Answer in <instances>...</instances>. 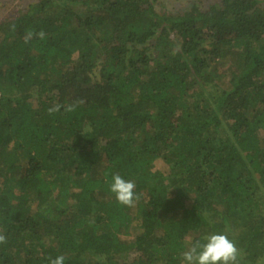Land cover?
<instances>
[{
  "label": "trees",
  "instance_id": "1",
  "mask_svg": "<svg viewBox=\"0 0 264 264\" xmlns=\"http://www.w3.org/2000/svg\"><path fill=\"white\" fill-rule=\"evenodd\" d=\"M157 1L34 0L0 23V264H181L221 232L264 260V0Z\"/></svg>",
  "mask_w": 264,
  "mask_h": 264
},
{
  "label": "clouds",
  "instance_id": "2",
  "mask_svg": "<svg viewBox=\"0 0 264 264\" xmlns=\"http://www.w3.org/2000/svg\"><path fill=\"white\" fill-rule=\"evenodd\" d=\"M15 24L11 25L15 31ZM45 32L28 31L25 35L24 42L27 44L33 37L39 39L45 38ZM83 100H79L72 104L60 105L54 104L48 108V113L53 115L60 112L63 107L65 112H74ZM135 182L123 178L120 174L112 176L110 191L115 194L116 200L125 206L132 207L139 200L140 196L135 192ZM7 243L6 235L0 233V244ZM65 256L58 255L49 257V264H65ZM243 254L237 246L234 239L230 238L228 232L213 233L205 235L202 240L190 242L189 247L182 253L181 264H241ZM257 264H264V260H258Z\"/></svg>",
  "mask_w": 264,
  "mask_h": 264
},
{
  "label": "rangeland",
  "instance_id": "3",
  "mask_svg": "<svg viewBox=\"0 0 264 264\" xmlns=\"http://www.w3.org/2000/svg\"><path fill=\"white\" fill-rule=\"evenodd\" d=\"M34 0H0V23L10 15H13ZM215 0H158L156 9L159 12L168 14H176L190 8L192 5H197L201 8H206ZM226 73L227 71L224 70Z\"/></svg>",
  "mask_w": 264,
  "mask_h": 264
}]
</instances>
